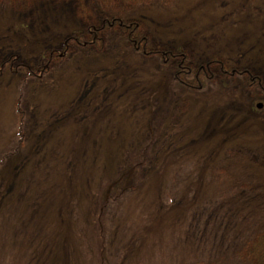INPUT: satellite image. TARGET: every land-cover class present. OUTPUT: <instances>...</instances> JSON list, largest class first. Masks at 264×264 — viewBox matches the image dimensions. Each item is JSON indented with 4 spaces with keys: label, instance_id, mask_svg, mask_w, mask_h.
<instances>
[{
    "label": "rangeland",
    "instance_id": "374dc122",
    "mask_svg": "<svg viewBox=\"0 0 264 264\" xmlns=\"http://www.w3.org/2000/svg\"><path fill=\"white\" fill-rule=\"evenodd\" d=\"M7 1H0V159L16 165L30 159L0 199V264H183L195 258L251 264L244 257L238 262L233 251L245 250L264 227V96L244 88L248 73L237 79L212 65L208 90L189 94L171 83L151 98L148 78L157 66L147 61L149 68L131 69L123 62L112 70L135 55L123 38L102 32L88 45L71 40L65 48L55 41L68 29L99 30L106 13L138 16L157 39L181 41L193 56L227 59L228 66L264 79V0H33L20 7ZM39 62L46 70L29 75ZM223 78L225 87L218 88ZM102 85L89 113L88 97ZM227 87L243 97L214 108ZM86 122V148L98 145V157L85 169L91 184L103 185L113 174L115 147L130 157L167 141L183 147L131 191L111 189L105 200L96 189L95 222L87 218L84 194L85 206L73 202L72 230L62 245L63 233L54 227L57 189Z\"/></svg>",
    "mask_w": 264,
    "mask_h": 264
},
{
    "label": "trees",
    "instance_id": "16d2710c",
    "mask_svg": "<svg viewBox=\"0 0 264 264\" xmlns=\"http://www.w3.org/2000/svg\"><path fill=\"white\" fill-rule=\"evenodd\" d=\"M5 1L9 2L7 0ZM27 1L33 0H13V2H16L14 5L18 7H20V5H28L26 4ZM125 1L141 5L152 1L161 4H167L172 0ZM106 14L107 15L103 17L104 20L102 21V26L99 28V30H96L93 27L86 30L80 28H75L74 30L68 29L61 36H58V40H56L55 43L57 42L56 44L61 46L64 45L65 48L67 43L73 40L76 43L75 46H85V44L91 42L93 39L97 40L101 36L102 32L111 33L112 37L123 38L121 40H125L127 44L129 46L131 45L133 48L132 50L135 54L133 56L134 58L129 55L127 59L121 60L119 65L114 66L112 70H114V68L117 66H120L123 62H126L128 65L127 67L131 69L140 66L141 64L149 68L146 64L147 61L150 62L149 66H157L159 72L155 71L152 76L148 78L150 83L149 96L151 95V98H154L155 96H158L159 98V93L162 94V90H165V87L171 83L179 85L189 94L195 93L199 90H208L207 83L211 82L215 75V71L211 69L212 65L217 66V69H219V71L224 74H229L232 76L237 75V79L240 78L239 75L242 76L243 74L248 73L246 79L242 80L240 78L244 88H248L250 93L256 92V94L264 96V79L259 73L250 71L251 69H248L247 67H244L243 69L230 67L227 65V63H229L227 59H222L220 57H214L213 59H210L207 56H193L190 51L183 47V43L181 41H177L176 43L172 44L166 38L165 41L159 40L157 37H154V33L148 27V23L140 19L138 16H120L110 13ZM50 50L47 51L49 55L51 52ZM45 51L46 50L43 46L42 60L45 59ZM37 70H46V66L39 62L35 67L26 72L29 75H34V72ZM217 82H219L218 88L225 87L224 78L221 81L219 79ZM103 86L104 85L94 88V92L92 91L88 97V106L90 107L88 110L89 113H92L93 106L96 102L93 96L97 93L100 95ZM227 90L228 92L223 93L221 91V93H218V99L221 98V101L218 103L216 101L214 108L224 106L223 104L227 105L229 100L233 99L236 101L238 99L237 97H243L239 92H236L231 87ZM17 114L20 115L19 108H17ZM88 122L85 123L86 130L77 132L75 135L76 138L72 141L70 152L68 154L67 168L65 169L63 175V182L62 184L60 183L57 189V193L60 195L61 202L59 201L60 203L58 204L57 209H54V213L57 214L54 227L63 233L62 237L60 238L63 241L61 243L62 245H64L66 242L67 235L64 234H67L72 230L70 226L72 221L71 207L73 202H75V205L77 206H85V199L81 197L84 194V196L87 198L86 208L88 211L90 210L89 216L87 218H90L91 221L93 220V222H95L97 217L94 219L92 215L95 211L94 198L96 196V189L100 188L102 191V197L105 198V200H107V194L111 189L113 190L114 188H120L121 192L129 190L131 191L139 177L142 176L145 179L155 177L154 173L156 174L162 171V166L167 162L168 158L174 153V151L183 147L182 142H176L172 144V142L167 141L161 143L160 146L156 145L153 148L150 146L142 148L136 153L135 156L132 155L131 157L127 155L129 152L128 149H126V151L124 149V152L121 151V154L119 155L117 151L118 149L115 147L113 150V155H115V157L118 156L119 159H114L112 167L109 165L111 162L109 163L108 159L106 158V162L110 167L109 169L113 170V174L108 175V181L103 185V182L99 180H96L93 184H91L90 179L88 178L90 175L89 173L86 174L85 169L87 166L89 168L90 164L94 163L90 161H94L95 157H98V145L88 149L86 148L87 145L85 141L90 137L88 131L91 128ZM20 139L18 140L20 141ZM87 151L91 152V154H88L89 152L87 153ZM86 154L88 155L86 156ZM125 157L128 158L125 159ZM29 159L30 158L28 157L25 158V160L22 159L18 165H16L14 161L8 160L6 157L0 159V175L3 176L6 172V175L0 179V199L6 194L9 179L17 175V170L21 169L25 162H27ZM124 159L125 161L122 162ZM88 162L89 164L87 165ZM99 171H101V169ZM83 185L86 186L85 190L82 187ZM49 200L46 203V208H48L47 206ZM87 210H85V214L87 213ZM101 222L103 223L104 220L102 219ZM248 242L249 241H247V243ZM54 248H56V246H54L53 249ZM242 248H245V250H239L240 248L233 250L235 254L234 257H236L235 259H237L238 262L241 257H244V260L245 258L248 259L251 264H264V227L261 232L255 235V239L250 242L249 245L246 244ZM101 255L102 253L100 249L99 256ZM235 259L232 258V261ZM183 264H216V262L205 258H195L192 260H187Z\"/></svg>",
    "mask_w": 264,
    "mask_h": 264
}]
</instances>
